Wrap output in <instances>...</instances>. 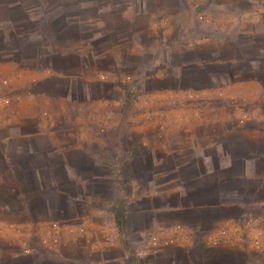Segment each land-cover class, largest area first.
<instances>
[{"label": "rangeland", "instance_id": "obj_1", "mask_svg": "<svg viewBox=\"0 0 264 264\" xmlns=\"http://www.w3.org/2000/svg\"><path fill=\"white\" fill-rule=\"evenodd\" d=\"M223 4L228 3L0 0V104L7 107L24 95L44 97L49 100L48 117L53 118L62 100L56 97L65 95V125L94 128L92 150L104 159L110 121H119L107 119V109L124 112L122 129L128 130L135 127L139 111H166L165 102L173 100V94L177 108L193 103L206 106L199 97L203 93L184 85L190 78L184 69L190 51L184 37L189 29L202 31L201 21L215 23L230 16L227 8H231ZM192 94L197 98H190ZM76 99L84 101L83 107L92 105L94 118H76ZM135 134L131 129L124 142L135 143ZM100 171L105 178L89 179L83 183L88 184L84 191L70 183L67 197L55 191L59 182L28 183L38 190L32 189L28 199L21 197L31 210L21 215L28 225L16 229L12 237L0 234V264H133L132 256L136 264H208L215 262L221 247L236 252L239 264H264L263 167L248 184L232 182V193H237L228 201L237 205L234 214L239 218L221 223L216 241L222 245L217 247L197 244L201 240L182 227L165 230V224H155L154 215L140 212L139 207L149 203L138 200V182L128 176L129 168L123 175V193L124 185L107 180V168ZM7 185L0 184L2 203L7 202ZM119 198L130 206V225L123 232L110 215Z\"/></svg>", "mask_w": 264, "mask_h": 264}, {"label": "crops", "instance_id": "obj_2", "mask_svg": "<svg viewBox=\"0 0 264 264\" xmlns=\"http://www.w3.org/2000/svg\"><path fill=\"white\" fill-rule=\"evenodd\" d=\"M225 2L230 16L215 23L201 21L202 31L189 29L184 37L190 49L184 65L190 78L184 85L203 93L199 97L206 106L177 108L173 94V100L165 102L166 111L141 110L135 127L128 130L122 129L124 112L107 109V119L119 121H110L104 159L92 150L94 128L65 125V95L56 97L62 100L53 118L48 117L49 100L44 97L24 95L7 107L0 104V184L8 183L7 202L0 201V234L12 237L16 229L28 225L21 215L31 210L21 197L28 199L32 189L38 191L28 183L59 182L55 191L67 197L70 183L84 191L88 184L83 183L89 179L105 178L101 168L103 172L107 168L109 182L116 185L117 173L124 185L127 167L128 176L138 182V200L149 203L139 207L140 212L154 215L155 224H165V230L182 227L193 233L201 240L197 244L222 245L216 241L221 223L239 218L234 214L237 205L228 201L237 193H232V182L248 184L259 174L257 168H264V0ZM206 22L212 25L207 27ZM73 101L77 119L94 118L91 104L83 107V100ZM130 128L135 130V143L124 142ZM125 190L121 186L120 193ZM35 196L42 198L40 193ZM110 215L115 225L112 210ZM129 215L130 206L128 225ZM224 250L219 248L215 262L208 264H228L227 259L239 264L236 252Z\"/></svg>", "mask_w": 264, "mask_h": 264}, {"label": "trees", "instance_id": "obj_3", "mask_svg": "<svg viewBox=\"0 0 264 264\" xmlns=\"http://www.w3.org/2000/svg\"><path fill=\"white\" fill-rule=\"evenodd\" d=\"M119 174L116 173L115 180L117 183H121ZM112 214L115 220V224L120 231H125L128 225V202L123 198H119L113 205ZM135 259V260H134ZM133 264H136V258L132 256Z\"/></svg>", "mask_w": 264, "mask_h": 264}]
</instances>
